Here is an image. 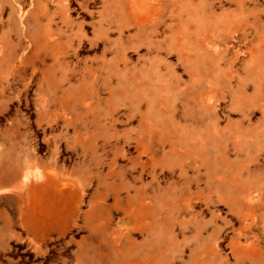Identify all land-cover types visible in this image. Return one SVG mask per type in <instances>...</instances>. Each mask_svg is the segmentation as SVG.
I'll return each instance as SVG.
<instances>
[{"label": "rangeland", "instance_id": "374dc122", "mask_svg": "<svg viewBox=\"0 0 264 264\" xmlns=\"http://www.w3.org/2000/svg\"><path fill=\"white\" fill-rule=\"evenodd\" d=\"M0 264H264V0H0Z\"/></svg>", "mask_w": 264, "mask_h": 264}, {"label": "crops", "instance_id": "0c3cea01", "mask_svg": "<svg viewBox=\"0 0 264 264\" xmlns=\"http://www.w3.org/2000/svg\"><path fill=\"white\" fill-rule=\"evenodd\" d=\"M135 7L138 8V5H136ZM183 131L186 136L187 133L185 132V130ZM47 176L48 180L45 189L39 188L40 190L37 193L35 191V208L41 212L45 211V206H48L49 212H52L54 210V205L50 203L51 200L48 197V192L51 195V199L61 204L72 202V200H74L75 195V189L70 181L63 182V180L59 176L54 175L50 172H48ZM61 192H64L67 195L65 197L61 196Z\"/></svg>", "mask_w": 264, "mask_h": 264}, {"label": "bare ground", "instance_id": "6f19581e", "mask_svg": "<svg viewBox=\"0 0 264 264\" xmlns=\"http://www.w3.org/2000/svg\"><path fill=\"white\" fill-rule=\"evenodd\" d=\"M66 195H67V194H65L64 192H61V196H64V197H65Z\"/></svg>", "mask_w": 264, "mask_h": 264}]
</instances>
